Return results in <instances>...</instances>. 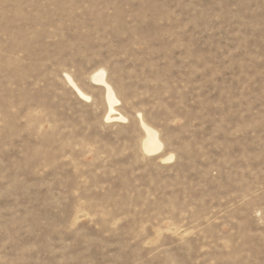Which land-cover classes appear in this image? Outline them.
I'll use <instances>...</instances> for the list:
<instances>
[{
	"label": "rangeland",
	"instance_id": "rangeland-1",
	"mask_svg": "<svg viewBox=\"0 0 264 264\" xmlns=\"http://www.w3.org/2000/svg\"><path fill=\"white\" fill-rule=\"evenodd\" d=\"M0 264H264V0H0Z\"/></svg>",
	"mask_w": 264,
	"mask_h": 264
},
{
	"label": "bare ground",
	"instance_id": "bare-ground-1",
	"mask_svg": "<svg viewBox=\"0 0 264 264\" xmlns=\"http://www.w3.org/2000/svg\"><path fill=\"white\" fill-rule=\"evenodd\" d=\"M91 79L94 83L97 85H100L104 88V96L105 100L108 106V112L106 114V120H125V118L118 114L115 106L118 103V99L113 91V88L110 86V84L105 79V72L104 70L100 69L96 72H94L91 75ZM67 80L69 84L72 85L73 89L77 92V95H80L82 97H87L76 85V83L73 81V79L67 75ZM89 98V97H88ZM117 115V116H115ZM122 122V121H120ZM141 126L144 130V138L142 141V150L148 154V155H155L160 153L163 144L161 143L158 132L152 128L151 126L147 125L143 120H140ZM172 158V155H169L165 158V160H170ZM164 160V161H165Z\"/></svg>",
	"mask_w": 264,
	"mask_h": 264
}]
</instances>
